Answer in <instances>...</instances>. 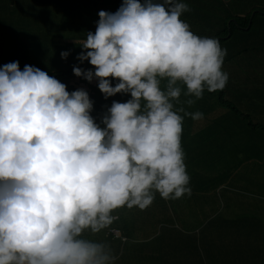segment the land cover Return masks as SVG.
Masks as SVG:
<instances>
[{
	"label": "clouds",
	"instance_id": "clouds-1",
	"mask_svg": "<svg viewBox=\"0 0 264 264\" xmlns=\"http://www.w3.org/2000/svg\"><path fill=\"white\" fill-rule=\"evenodd\" d=\"M188 11L182 0H124L115 13L99 12L78 57L95 71L74 67V74L98 80L106 99L132 97L112 103L103 128L85 90L69 93L54 76L28 65L21 71L18 62L0 69V264H115L107 245L83 238L86 230L106 229L121 207L148 208L157 192L163 199L189 192L179 113L203 114L174 110L172 101L180 102L178 85H185L191 107L229 77L222 37L194 34L181 19ZM216 13L211 20L222 17ZM109 231L114 240L123 236Z\"/></svg>",
	"mask_w": 264,
	"mask_h": 264
},
{
	"label": "rangeland",
	"instance_id": "rangeland-1",
	"mask_svg": "<svg viewBox=\"0 0 264 264\" xmlns=\"http://www.w3.org/2000/svg\"><path fill=\"white\" fill-rule=\"evenodd\" d=\"M122 1L123 0H98V3H95L93 2V0H62L59 5L61 9L62 7L66 9L67 6L72 8V10L69 11V15H73L69 16L70 21L76 20V18H78L79 16H83L85 21L91 23V30L96 31V27L100 19L99 12L105 11L109 13H115L122 6ZM240 1H242V3L237 4L235 8L230 7L228 9L231 14H223L222 19L211 20L213 24L226 22V30L228 32V35L222 38V40L230 39L228 38L230 35L229 23L230 26L233 25L236 26L237 29L243 30L241 27L238 26V20L240 21V23H242V18L246 16H248L250 20L254 13H257L255 21H259L260 19H262L260 13L262 12V10H264V0ZM140 2L142 3L141 0ZM21 6L23 5L19 3V0H17V3H15V0H0V45L2 46L1 57L3 60L0 62V69H2L3 66L9 63L18 62L21 71H23L24 67L28 65L35 68H39L46 73H54L55 71L71 67L70 65L74 63L81 62L75 57L73 60H67L61 57L60 64L57 65L55 56L54 59L52 58L50 47L44 57L40 56L41 58H39L37 55L35 58H22L21 54H12V52L9 51L13 47L12 36H15L18 46V39H22L25 34L27 36L28 32L29 35L27 36V38L33 41V43H36L37 39H40L41 37L47 35V39L50 43L52 41L59 42L57 39H59L60 21L57 17H55L50 23H48L50 30H48L47 28L45 29V31H43L36 17V12L37 8L40 10L41 8L45 7H43L42 5H37V8L33 6L30 12L31 17L27 18L23 15L21 11ZM83 11L85 12L82 13ZM56 12L57 9H54L53 13L56 14ZM25 19L26 22L24 23ZM12 22L13 26L15 27H9L8 24H11ZM246 30H248V28H246ZM91 33L94 34V31H92ZM83 37L82 40L86 38V36L84 38ZM74 38L75 41H78L79 43L82 41L76 39V36H74ZM41 46L44 47L45 43L42 42ZM61 48L66 47L61 46ZM81 48L82 46H78L77 51L84 53V49ZM14 49L15 48H13L12 51ZM35 50L36 47H33L32 55L35 54ZM251 50L252 49H248L247 51L241 50L240 55L245 57L249 55ZM238 58L239 56L236 57V59ZM92 82H94L95 87H98V80L93 79ZM117 82V80L112 79V86L115 87ZM165 84L166 81H163L161 85L162 89L164 88ZM179 86L182 88V93L184 94L187 89H185L183 85ZM226 89L228 91L237 93L229 92L231 96H229L228 98L225 95L227 102H223L222 104L217 102L215 97L211 96L210 94H207L205 96L203 95L205 103L207 104L208 101L207 105H210L212 108L216 109L215 112H217V114H222L226 111L225 109H228L226 114L229 113L230 115H232L235 112V106H237L239 111L245 112V108L237 104H240L242 106L244 105L245 92H247L248 89H239V87H233V85H227ZM239 91H243L244 93H239ZM119 96L120 94H117L116 98L118 99ZM216 96H218V94H216ZM172 102L174 104V110H178L179 108L183 107L185 111L189 112L187 110L189 106L184 103L182 99H180L179 103H177L176 101ZM193 106H191V108ZM179 114L183 117L184 121L181 145L185 154L184 162L186 165V171L189 176V192L185 193L181 198L178 199H163L157 192L155 193L154 202L148 208L139 211L148 212L152 210L153 215L157 218V220L156 222L151 220L150 225L147 227L146 231L138 241H150L151 239H153L154 234L160 233V237L152 241L156 244V246L163 247V250L158 251L154 255L157 257H162V259L165 260H168L173 257L174 259H176L177 250L181 248L185 238L187 237V234L189 238H191L193 234H195V232L200 228V226L205 223L204 220H208V218L212 217L214 218V222L216 224H219V227H224L226 225L227 217L229 216L225 214V205H222L221 203L228 195V189L219 191L215 189L208 191L210 196H212L214 199H218V201L205 198L201 193H198L200 189L198 187L199 179L197 174L198 171L203 169V165L205 162L203 153L200 149L201 146H205L208 149L207 153H209V151H214L219 157V159H214L211 162V166L216 178L214 182V185L216 187L218 186V184L220 186H225L226 183L229 182L232 177H234V181H236V178L239 177V175L243 171H245L247 174H250L251 179H254L256 182H258V179L253 176L252 168L254 162H248L247 164L245 161H240L241 164L240 166H238L240 172H235L237 164L239 165L238 159H236V157L231 151L230 139H228L226 133H224V135L222 134L223 137H221L219 132L212 127L211 122L214 118L212 113L208 117H205V115H203V118L200 120H193L191 117L185 116L183 112H180ZM239 128L245 130L248 129V126L247 124H244L243 126L236 125V132L233 133L234 137L238 139L240 141V144H242L243 146L246 145V142L251 143L252 141L264 143V132L262 130L256 132L249 130L247 131V133H245L243 131H237ZM252 149L254 150V146ZM256 164L259 165L260 162L256 161ZM203 177L205 182L206 173L204 171ZM246 186L250 189L249 185ZM233 190L234 189H230V192L234 193ZM234 207L235 206L233 205V208ZM256 219V210L253 212H245L241 216L239 227L242 229V235L244 237L242 239L237 240L236 242L227 243L221 239L207 238L208 234H214V229L211 228L209 229L211 232L203 234V242L204 244L211 246L216 251H221L226 246L230 247V249L226 251H233L245 248L247 244H249L253 239L256 240L258 238L256 240L258 241V243L254 241L255 244L252 247L255 248V250L263 248L262 245L259 243L262 234H264V232L262 231L263 229L257 231L255 229L250 228V221H254ZM128 244L130 248L127 249V251L125 252V260L123 261L124 264H132L133 261H131L132 258L130 257V252L132 250H141V247L136 243H127L126 245ZM145 247L146 246L144 245L142 249L145 250ZM220 257H222V255H220ZM133 264L141 263L136 261Z\"/></svg>",
	"mask_w": 264,
	"mask_h": 264
},
{
	"label": "trees",
	"instance_id": "trees-1",
	"mask_svg": "<svg viewBox=\"0 0 264 264\" xmlns=\"http://www.w3.org/2000/svg\"><path fill=\"white\" fill-rule=\"evenodd\" d=\"M62 0H19V3L23 6H21V11L23 15L27 18H30V12L33 6L37 8V5H42L45 8H41L40 10L37 8L36 17L38 19V22L40 23L41 29L45 31V29L48 28L50 30L49 24L55 17H57L60 21L59 26V39L57 41H52L51 43L47 39V36L41 37L40 39H37L36 43H33V41L29 40L27 36L29 35V32L26 36L22 37V39H18L19 46L17 45V40L15 39V36H12V42H13V48H15L13 51L12 49L9 50L12 52V54H21L22 58H35L36 55L41 58L40 56H45L47 53L49 47L51 48L50 52L52 53V58L54 59V56L56 58L57 65L60 64V58L62 52H68L69 55L66 58L67 60H73L74 57L78 59V57L82 54L80 51H77L78 46H80L78 41H75L74 36H76V39L82 40V37L86 36L87 33L94 31L91 30V23L88 21H85L83 16H79L76 18V20L70 21L69 11L72 10V8L68 7L64 9L60 7L59 3H61ZM142 3L144 0H141ZM93 2L98 3V0H93ZM162 2V0H161ZM182 2L186 3L189 6L190 11L183 14L181 19L188 23L190 25L191 30L194 34L201 36V37H208L216 39L217 37H222L228 35L226 26H223L221 28L220 26H215L210 20L217 14V10L219 8V4L221 0H182ZM15 3H17V0H15ZM124 3V0L121 2V5ZM54 9H57L56 14L53 13ZM83 11L82 13H84ZM264 12V10H262ZM224 14V13H223ZM222 14V15H223ZM261 17L264 19V14H261ZM218 19L221 18L219 15L217 17ZM242 23L240 21H237V24L239 27H247L249 24V17L246 16L242 18ZM260 21V20H259ZM26 22V19L24 20V23ZM255 22V21H254ZM9 27H15L13 26V22L11 24H8ZM6 25V26H8ZM254 30V26L247 31V33H251ZM244 30L237 29L236 26L231 25V33L230 39H234L235 35L239 32H242ZM43 33V32H42ZM239 36V35H238ZM236 36V37H238ZM243 36V35H242ZM83 37V38H84ZM18 38V37H17ZM245 38V37H244ZM243 38V39H244ZM86 39V38H85ZM45 43V46H41V43ZM230 40L225 39L219 42L221 49L226 51V55L224 57V64H223V71H225L228 74V82L227 85H233V86H245L247 87V84L244 82L245 76H247L248 72L254 69V67L248 68L247 66H238L235 63H230V56L233 55V48L230 44ZM66 47V48H61ZM33 47H36L35 54H33ZM71 47V48H67ZM240 47V46H239ZM238 47V48H239ZM83 49V48H81ZM2 46L0 45V62L2 60ZM230 65L234 66L236 69H238L241 73L233 75V73L230 70ZM71 67H67L58 71H55L54 73L48 72V75L54 76L57 80H59L61 83H63L66 86V90L69 93H72L73 91H77L80 89L85 90L88 95L89 99L93 103V109L90 113V115L93 117L95 122L100 127H105V125L102 123L103 119H99L100 122L96 121V115L104 118V116L107 114L108 109L112 106V103L115 102H121L125 103L128 100L132 99L130 94H120L119 98H116L115 96L105 98L104 94L100 91L99 87L94 86V82H89L86 79L82 77H77L74 74V67H79L82 70L88 71H95L94 66L91 65V63L87 60L81 61L78 63H74L70 65ZM55 74L56 75L55 77ZM264 78V77H263ZM80 79V82L78 83ZM255 80L254 78H252ZM259 81V78H257ZM85 83V85L82 87L80 86L81 83ZM73 86V87H72ZM179 86V85H178ZM186 89V86L183 85ZM227 89L226 87L223 90H219L213 93H209L207 90L204 92V96L207 94H210L211 96L215 97L216 101L219 103L227 102L226 96L227 95ZM218 94V96H216ZM226 95V96H225ZM236 96V95H234ZM192 97L185 96L183 93L181 94L180 99L186 103V100L190 99ZM229 98V97H228ZM251 101L247 103V100L244 101V107L245 112L239 111L237 106L234 107L235 112L230 115L227 113L228 109H225L226 111L222 114H217L216 109L212 108L210 105L205 103L204 98L199 99L196 101L195 105L191 108H187L189 112H196L199 110L205 117H208L211 113L213 114V119L211 122V125L214 129H216L220 136L223 137L224 133L228 136V139H230L231 144V151L233 155L238 159L236 173L240 172V169L238 166H240V161H245L247 164L249 161V156L251 153L254 152V150L258 147L256 144L257 142L252 141L251 143L246 142V145L243 146L240 144V141L236 139L233 135L235 131L236 125H244L247 124L248 129L243 130L242 128H239L237 131H243L247 133V131H259L262 130L264 132V123L262 124L260 122V119L262 118L260 116V111L257 109V106L259 107L258 100L250 99ZM193 109V110H191ZM191 110V111H190ZM215 121V122H213ZM202 124V123H201ZM223 134V135H222ZM254 146V150L251 149ZM201 151L203 153L204 159H206V152L207 148L205 146H201ZM249 153V156H248ZM209 154L212 156L213 159H219L218 155L214 151H209ZM248 159V160H247ZM256 161H259L260 164L257 165ZM211 164H209L206 160L203 165V171L205 172L207 168H209ZM262 167V169H261ZM253 176H255L258 179V182H256L254 179H251L250 174H247L245 171H243L239 177L236 178V181H234V177H232L229 182L226 183V187L223 190H229V197H225V214L228 216L235 215L236 217H241L245 212H253L257 211V221H251L250 225L253 226L252 229L259 230L263 229L264 232V163L261 161L259 156L255 158L254 164H253ZM252 176V175H251ZM249 185L250 189L246 186ZM230 189H234L233 192H230ZM236 196V197H234ZM233 205L235 206L233 208ZM121 218V217H120ZM120 219L113 222V225H116ZM206 224L212 225V227L216 226L218 227V231H220L221 240L227 242V243H233L236 242L239 239L243 238L242 235V229L239 227L240 221H226V225L224 227H219V224H216L213 220L208 221ZM231 224L232 226L229 227L228 225ZM123 238H118L119 241H122L123 244ZM251 238V237H249ZM85 239H88L85 238ZM253 239V238H251ZM258 239V238H257ZM256 239V240H257ZM201 230L197 231L193 238H189L186 241L185 245V258H189L190 260H193V264H205L202 261L196 260L195 261V250L197 246L201 242ZM253 239V242L250 244H247V246L243 249H237L233 251H225L221 255L222 257H219V260H215L212 256L213 252L210 249H205V258L212 259L211 261L214 262V264H264V248L256 249L252 246L255 244ZM258 243V241H256ZM262 247L264 246V238L262 242H259ZM227 250L230 249V247L226 246Z\"/></svg>",
	"mask_w": 264,
	"mask_h": 264
},
{
	"label": "crops",
	"instance_id": "crops-1",
	"mask_svg": "<svg viewBox=\"0 0 264 264\" xmlns=\"http://www.w3.org/2000/svg\"><path fill=\"white\" fill-rule=\"evenodd\" d=\"M226 2L228 4L226 9ZM237 0H231L230 2L226 0H221L218 8V12L227 14L230 11L228 9L230 7L235 8L237 5ZM222 19V17L220 18ZM252 26H254V30L251 33H247V31L244 29V31L239 32L235 35L234 39H229L230 44L233 48V55L230 56V63H235L238 66H247L248 68L254 67L253 70L248 72L247 76L244 78V82L247 84V87L245 86H233V87H239V89H248L247 92H245V98L244 100H247V103H249L253 97L254 99L258 100L259 107L257 106V109L260 111V116L262 117L260 119V122L264 123V19H260V21L255 22ZM250 27V29L252 28ZM239 35V36H238ZM243 35V36H242ZM238 36V37H236ZM245 37V38H244ZM244 38V39H243ZM240 46V47H239ZM239 47V48H238ZM248 49H252L249 55L243 57L240 55L241 50L247 51ZM239 56L238 59L236 57ZM239 66V67H240ZM230 70L233 73V75L241 73L238 69H236L234 66L230 65ZM254 78L255 80H253ZM259 78V81L257 80ZM231 91H227L228 97L231 96ZM231 93H237V92H231ZM239 93H244L243 91H239ZM237 95V94H236ZM241 107H244V105L237 104ZM245 108V107H244ZM99 119H103L102 117L96 115V121L100 122ZM258 147L254 150L253 153L248 158L249 161L254 162V159L259 156L261 161L264 163V143L257 142L256 144ZM252 149V145L250 146ZM209 164L214 160L212 156L206 152V159ZM262 169V167H261ZM206 173V179L204 182L203 177V169L198 171V179H199V192L201 193L205 198L212 199L215 201H218V199H214L209 194V190H223L225 189V186H218L216 187L214 185L215 182V175L214 171L212 169V166L207 168L205 171ZM252 174V173H251ZM229 195H227V198ZM225 200L222 201V205H225ZM141 209L139 208H132L128 209L126 206L121 207L113 212V215L117 217L114 221L120 219V221L114 225L113 223L107 227L106 229L102 230L99 233H92L90 230H86L83 234V238H87L88 240H91L93 242L103 243L107 245L110 249L112 254L117 257V260L115 261V264H124L123 261L125 260V252L127 249L130 248L129 244L127 243H136L141 247L140 251L132 250L130 252V257L132 258L131 261L132 264L136 261L140 262L141 264H193V260H190L188 257L185 258V245L186 241L189 239V236L187 234V237L185 238L181 248L177 250V256L176 259L170 258L168 260L162 259V257H157L154 254H156L158 251L163 250V247H158L156 244L152 241L154 239H157L160 237V233H156L153 235V239L150 241H138L141 236L146 231L147 227L150 225L151 220L155 221L157 218L153 215V211L148 212H139ZM121 217V218H120ZM214 218H208V220H204V224L200 226V228L197 230H201V239L203 234L211 232L209 229H214V234H208L207 238H214V239H221V235L219 234L220 231H218V227L212 225L206 224L208 221L213 220ZM241 217L228 216L226 221H240ZM257 221V219L255 220ZM251 222V221H250ZM206 224V225H205ZM229 227L232 225L229 224ZM116 227V229L120 230L121 235H123L125 238L122 241H119L118 239L114 240L110 235V229ZM264 226L262 225L261 228ZM250 228L252 229L253 226L250 225ZM196 231V232H197ZM195 232V233H196ZM213 232V231H212ZM113 236V235H112ZM194 236V234H193ZM193 236L191 238H193ZM244 237V236H243ZM264 238V234H262L261 239L259 240L262 242ZM253 240L250 242L252 243ZM249 243V244H250ZM145 247V250L142 249L143 246ZM264 248V246H263ZM205 249H210L213 254V258L215 260H219L220 255L222 252L226 251L227 248L225 247L221 251L214 250L211 246L204 244L203 239L201 240L200 244L197 246L195 252V261L199 260L204 262L205 264H214L212 259L205 258ZM135 259V260H134ZM128 264V263H127Z\"/></svg>",
	"mask_w": 264,
	"mask_h": 264
}]
</instances>
